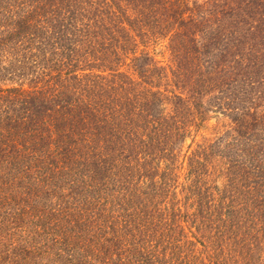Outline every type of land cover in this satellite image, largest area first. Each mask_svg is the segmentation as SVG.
Instances as JSON below:
<instances>
[{
  "label": "trees",
  "instance_id": "obj_1",
  "mask_svg": "<svg viewBox=\"0 0 264 264\" xmlns=\"http://www.w3.org/2000/svg\"><path fill=\"white\" fill-rule=\"evenodd\" d=\"M0 264H264V0H0Z\"/></svg>",
  "mask_w": 264,
  "mask_h": 264
},
{
  "label": "rangeland",
  "instance_id": "obj_2",
  "mask_svg": "<svg viewBox=\"0 0 264 264\" xmlns=\"http://www.w3.org/2000/svg\"><path fill=\"white\" fill-rule=\"evenodd\" d=\"M225 121L223 120L221 121L219 119V117H211L207 123V128L204 129H197L196 131L193 130L191 133V135L189 137L186 138L185 142L182 145V149L181 151V155L176 158L177 160H175L174 162V166L175 168L172 169V175L176 177L178 184L176 185V190H179V186L180 183L184 181L185 179V173H186V160H187V156L186 154L189 153L190 150H192V148H194L199 142H202V138L206 137L208 140H212L215 135L219 134L220 132H222L224 130L225 127ZM207 140V141H208ZM162 164H160V166H162L164 164V162H161ZM169 198V194L166 195V198L162 200V203L165 200H168ZM175 202V199H174ZM193 222V221H192ZM184 224V229L186 226L188 225H192V224H188V222L185 220L183 221ZM195 223L193 222V225Z\"/></svg>",
  "mask_w": 264,
  "mask_h": 264
}]
</instances>
